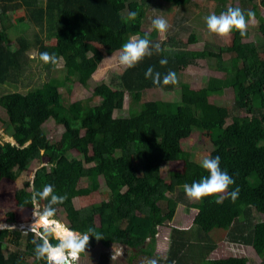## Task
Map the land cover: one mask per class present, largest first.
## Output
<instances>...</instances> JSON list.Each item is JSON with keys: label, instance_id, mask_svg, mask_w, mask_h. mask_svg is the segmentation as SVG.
<instances>
[{"label": "trees", "instance_id": "1", "mask_svg": "<svg viewBox=\"0 0 264 264\" xmlns=\"http://www.w3.org/2000/svg\"><path fill=\"white\" fill-rule=\"evenodd\" d=\"M148 1L0 0V23L7 20L9 12L23 9L28 28L39 29L35 43L39 45V57L47 53L62 59L66 72L64 78H51L32 93L15 91L0 96V106L8 118L6 134L15 142L0 143V180L15 181L20 173L29 171L33 162L47 159L48 164L36 170L33 180L16 192L18 206L33 208L32 194L47 184L53 185L57 195L66 196L63 204L54 207L63 208L68 227L81 233L91 228L102 235L100 240L90 237L86 248L100 244L106 248L128 247L133 253L131 264L138 255L154 256L158 228L172 222L182 204L198 214L189 228L172 227L167 257L159 258L160 264H250L247 257H209L217 247L211 236L216 229L228 241L251 246L264 255V219L254 220L255 213L264 216V18L257 5L241 8L246 19L247 12L252 11L253 18L260 21L259 33L254 31L257 37L252 40L245 41L252 35L249 29L244 36L233 30L232 44L216 53L209 49L187 50L169 37L161 43L164 51L154 52L123 72L118 88L104 82L97 85L93 96L101 100L94 106L82 101L70 103L60 90L72 78L87 87L106 56L120 51L130 37L147 34L152 43L158 42L156 30L143 28L151 6ZM162 1L166 10L194 5L193 0ZM208 1L217 3L218 11L228 8V0ZM259 5L264 7V0H259ZM132 11L137 13L136 18L126 20ZM43 31L47 38L56 40L55 45L41 40L39 34ZM17 43L18 48L13 50L9 33L0 29V84L21 73L27 63L31 44L24 36ZM211 57L218 71L225 74L223 77H209L199 90L180 83L178 101L141 102L144 91L173 90L183 69ZM162 58L167 59L166 65L159 63ZM149 66L161 74L159 85L145 78ZM169 71L175 72L177 83L164 85L163 75ZM229 88L234 93L235 108L244 111V116H231L226 106L212 101ZM127 93L133 104L125 116ZM59 108L64 110L69 129L60 143L54 144L43 126L48 113ZM193 132L209 134L215 147L211 156H219L221 169L235 180L229 191L239 188L235 202L228 198L216 203L217 196H208L189 203L184 184L208 175L182 148L183 140ZM70 151H77L81 158H69ZM173 162H182L184 168L171 172L168 182L161 170ZM101 178L111 192L109 200L78 209L74 199L90 193L80 187L81 182L85 179L92 190H99ZM42 202L45 207L47 201ZM98 216L101 225L96 223ZM15 221L14 214H10L7 222ZM33 240L40 242L31 231L0 229V264H46L36 259Z\"/></svg>", "mask_w": 264, "mask_h": 264}, {"label": "rangeland", "instance_id": "2", "mask_svg": "<svg viewBox=\"0 0 264 264\" xmlns=\"http://www.w3.org/2000/svg\"><path fill=\"white\" fill-rule=\"evenodd\" d=\"M240 1L236 2L233 0L227 1L229 7H240L243 9H250L254 5H257V11L264 18V7L259 5V0L255 3H244ZM194 5H190L189 8L180 9L172 8L166 10L165 2L162 0H149L147 4H151L147 8V18L144 22L143 28L146 31H153L151 21L156 17H163L169 23V29L166 33H158L157 40L161 44L167 42L169 37H173L176 43L184 45V48L191 51H202L209 49L213 52H219L223 46H230L233 41V35L228 37H218L214 34H210L205 17L211 13L219 15L221 12L218 11V4L210 2L208 0H193ZM226 7V4L223 6ZM23 21V22H21ZM260 21L252 18L248 22L249 31L251 36L245 41L252 40L257 36L254 35V31H258ZM29 23L25 16L23 9H17L13 12H9L6 21L0 23V29H6L9 33L11 40V47L13 50L18 48V38L24 36L27 41L30 42V48L27 51L28 59L24 65V70L11 78L6 84H0V96L10 92H21L23 94H29L34 92L36 88L43 86L51 78L62 79L66 76L64 62L62 59H55L50 57L48 61L39 57V45L35 44L39 32L38 28H28ZM28 28V29H27ZM16 29V30H15ZM25 29V30H24ZM259 33V31H258ZM41 40L48 45H55L56 40L47 38V32L43 31L39 34ZM100 47L99 44H97ZM119 52L112 55L106 56L95 75L89 81L87 87H84L77 78H72V81L67 84L65 88H61V92L65 98L70 102L82 101L88 103L91 106L100 103V98L93 96V91L97 85L104 82L118 88L120 81L119 76L127 69L122 67L118 62ZM263 55V53L261 54ZM225 74L218 71L216 66L215 58H208L206 60H198L195 64L183 69L180 72L178 86L171 91L163 89L146 90L143 92L141 102L147 101H178L180 94V83H188L189 86L194 90H199L203 87L206 80L209 77H223ZM70 88V89H69ZM212 101L226 106L231 116L238 115L244 116L246 113L242 110H237L234 106V93L231 88L226 89L224 95L220 97H213ZM133 104L132 96L127 93L125 111L123 115H128V110ZM63 109H54L48 113V121L44 124L43 129L48 139L54 143L59 144L62 134L69 129L68 121L63 118ZM120 116L119 113L116 114ZM58 118L62 121H58ZM7 113L0 106V143L12 142L6 133L9 132L6 122ZM228 123L231 122L229 118ZM182 148L184 151L190 154V159L194 162L199 163L203 156L211 155L215 147L211 141V138L207 132H193L190 138L183 140ZM69 158H81V155L77 151L68 152ZM47 159L42 161H35L31 164L29 171L19 174L17 180L13 181L10 179L0 180V228H21L24 232L30 231V227H24L27 223L31 222L33 217L34 208H21L15 198V194L18 190L22 189L24 183L32 181L34 174L38 168L43 165H47ZM51 169V166L49 167ZM184 168L182 162L167 163L163 166L161 174L164 179L170 181L169 176L171 172H181ZM81 188L88 189L90 193L74 199L75 205L78 209L86 208L95 204H99L103 201L109 200L111 192L107 186L104 178H101V188L99 190H92L90 183L87 180L81 182ZM28 191H30L28 189ZM189 203H198L197 201L188 200ZM40 207L43 208L44 204L39 201ZM166 209V206H165ZM10 214H14L15 222L8 223L7 219ZM198 212L195 209L188 208L187 205H181L176 213V216L172 222H168L165 226H160L159 234L157 236V246L154 252V256L151 258L148 255H138L132 262V264H148L151 260H156L159 263V258L166 259L168 249L170 246V227H176L179 229H187L195 221ZM56 220L65 224L70 225L67 221L63 208H58L55 214ZM264 216L255 213L254 220L262 221ZM97 225H101L100 216L96 220ZM213 240L217 242V247L213 253H211V259L228 258L232 256L247 257L250 264H264V255L257 253V251L251 246H245L241 244H235L227 239L223 238L219 230L211 232ZM24 248V247H23ZM133 253L130 248L122 245H114L110 248H106L103 245H98L96 248L91 246L86 248L85 254L81 255L77 261V264H131ZM29 262H32V258H28Z\"/></svg>", "mask_w": 264, "mask_h": 264}, {"label": "clouds", "instance_id": "3", "mask_svg": "<svg viewBox=\"0 0 264 264\" xmlns=\"http://www.w3.org/2000/svg\"><path fill=\"white\" fill-rule=\"evenodd\" d=\"M136 16L137 13L132 11L128 14L126 20H134ZM253 17L254 13L252 11L247 12L248 19H246L243 9L229 7L219 15L214 12L209 14L205 17V22L210 34L226 38L232 34L233 30L244 36L247 31L248 20ZM151 25L154 30L161 34L166 33L169 29V23L163 17L152 19ZM162 51L164 49H162L161 44L159 42L152 43L147 38V34L144 37H130L121 46L118 62L125 69H129L139 64L145 57H151L154 52L159 54ZM42 59L48 61L50 59L49 54H42ZM159 63L162 66L166 65L167 59L162 58ZM144 75L146 79H151L154 84L159 85L161 83V74L155 71L152 66L147 68ZM162 83L164 85L176 84L175 72L169 71L164 74ZM199 164L206 170L208 175L201 177L199 181L184 184L183 189L186 196L193 201H200L208 196H217L216 203H222L228 198L235 202L239 196V188L236 187L234 190L229 191V187L235 184V180L226 170L221 169L220 157L206 155L200 159ZM65 200L66 196L57 195L54 186L51 184L45 185L41 191L32 194L34 219L30 231L40 241L37 243L36 240H33L35 244L34 254L37 260H44L46 264H77L80 254L86 250V246L89 244L90 237H95L97 240L103 239L101 234L96 233L91 228L81 233L65 224V226H61V223L55 218L56 208L54 206L63 204ZM39 201H47V205L41 208ZM53 240L57 242L52 243ZM148 264H157V261L151 260Z\"/></svg>", "mask_w": 264, "mask_h": 264}, {"label": "bare ground", "instance_id": "4", "mask_svg": "<svg viewBox=\"0 0 264 264\" xmlns=\"http://www.w3.org/2000/svg\"><path fill=\"white\" fill-rule=\"evenodd\" d=\"M33 219H34V218H33ZM32 222H33V221H32ZM32 222H31V223H32ZM31 223H27L24 227H31ZM60 223H61V222H60ZM61 226H63L62 223H61Z\"/></svg>", "mask_w": 264, "mask_h": 264}, {"label": "crops", "instance_id": "5", "mask_svg": "<svg viewBox=\"0 0 264 264\" xmlns=\"http://www.w3.org/2000/svg\"><path fill=\"white\" fill-rule=\"evenodd\" d=\"M119 52V51H118ZM104 61V60H103ZM102 64V63H101ZM95 75V74H94ZM159 89H163V90H166L167 91V89H164V88H159ZM13 140V139H12ZM176 216V215H175ZM175 218V217H174ZM174 220V219H173ZM62 225L63 226H65L63 223H62ZM170 228H172V227H170ZM172 230V229H171Z\"/></svg>", "mask_w": 264, "mask_h": 264}, {"label": "water", "instance_id": "6", "mask_svg": "<svg viewBox=\"0 0 264 264\" xmlns=\"http://www.w3.org/2000/svg\"><path fill=\"white\" fill-rule=\"evenodd\" d=\"M0 229H2V228H0ZM14 229H17V228H14Z\"/></svg>", "mask_w": 264, "mask_h": 264}]
</instances>
